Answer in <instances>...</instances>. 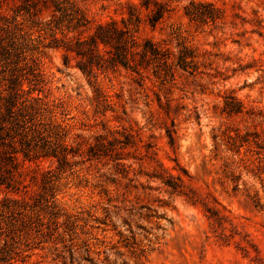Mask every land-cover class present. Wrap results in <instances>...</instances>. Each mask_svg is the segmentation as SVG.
I'll return each mask as SVG.
<instances>
[{"label": "rangeland", "instance_id": "1", "mask_svg": "<svg viewBox=\"0 0 264 264\" xmlns=\"http://www.w3.org/2000/svg\"><path fill=\"white\" fill-rule=\"evenodd\" d=\"M80 1L103 22L138 2ZM192 1L214 3L226 20L190 21L184 7ZM171 4V18L142 34L175 51L184 41L201 55V72L178 70L174 81L123 68L88 77L75 57L66 67L64 50L47 47L50 25L33 24L20 3L4 5L10 22L20 11L15 31L25 52L0 59V93L18 77L34 89L30 97L49 102L68 143L87 151L102 136L119 145L117 155L79 157L66 170L43 161L51 184L28 190L54 200L58 214L43 212L42 236L21 242L26 258L14 264H264V0ZM233 99L242 113L224 111Z\"/></svg>", "mask_w": 264, "mask_h": 264}, {"label": "trees", "instance_id": "2", "mask_svg": "<svg viewBox=\"0 0 264 264\" xmlns=\"http://www.w3.org/2000/svg\"><path fill=\"white\" fill-rule=\"evenodd\" d=\"M172 1L129 2L120 20L112 17L103 22L90 18L87 3L81 5L80 0H0V59L20 61L25 52L15 31L20 11L10 22L4 9L5 4L20 3L18 7L33 24L51 26L47 47L64 50L66 67L75 57L77 66L88 77H96L98 70L121 68L138 75L153 70L155 75L171 77L173 81L178 70L199 73L203 66L201 55L184 41L178 43L175 51L142 34L144 28L154 31L171 18ZM184 9L185 16L197 23L217 24L226 20L225 10L212 2L192 1ZM12 84L8 95L0 93V264L25 261L21 242L42 236L46 226L44 211L49 210L51 216L57 217L54 200L42 192L31 195L28 190L34 185H43L46 190V185L51 184L48 175L52 170L41 167L43 161L50 160L58 169L66 170L77 165L79 157L91 161L119 152V145L101 141L102 136L96 137V144H90L87 151H81L82 142L68 143L69 132L65 126L53 124L56 112L49 102L40 95L30 97L34 89L31 87L26 92L18 77ZM243 110V104L237 99L225 101L224 111L239 114ZM167 136L173 145L172 131L168 130ZM152 178L179 190L173 178L160 175ZM52 224L58 225L56 221Z\"/></svg>", "mask_w": 264, "mask_h": 264}]
</instances>
